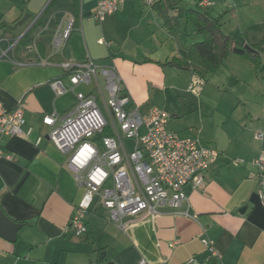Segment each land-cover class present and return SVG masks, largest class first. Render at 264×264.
<instances>
[{"label": "crops", "instance_id": "crops-1", "mask_svg": "<svg viewBox=\"0 0 264 264\" xmlns=\"http://www.w3.org/2000/svg\"><path fill=\"white\" fill-rule=\"evenodd\" d=\"M100 1L0 0V103L12 110L23 102L25 129L30 131L28 137L0 139L5 155L12 157L0 159V214L19 226L15 241L0 233V264L206 261L208 253L200 237L203 229L222 255L221 261L211 260L212 264H264V204L258 193L259 170L255 164L264 153V138H257L258 134L264 135V124L259 122L261 118L264 121V89L259 112L225 104L217 106L210 117L202 113L194 125L183 124L168 105L167 90H178L187 72L191 73V83L198 80L205 86L207 81L193 70L160 64L181 57L201 41V36L185 18L173 23L172 31L167 29L146 0H119L118 11L99 22L94 14ZM164 1L191 9L200 0ZM204 1H209L211 14L221 19L226 35L249 46L263 40L264 0ZM72 18L75 24L67 45L55 50L58 29L64 30ZM10 44H15L10 56L26 65L18 66L2 57ZM232 57L239 56L232 55L228 60L235 59L231 63L238 77L255 71L249 60ZM89 58L114 66L124 92L144 112L161 105V98L156 99L165 94L168 129L181 138H197L201 146L219 152L206 173L204 187L185 188L190 213L197 219L164 207L154 221L139 218L122 232L109 221L108 211L96 203L85 219L87 233L74 235L70 221L85 190L77 186L68 166L71 153L56 148L48 136L51 128L44 125L43 119L52 113L64 117L77 104L74 92L57 95L52 88L56 80L71 86L70 75L60 64H84ZM40 60L48 65H38ZM260 78L264 80V76ZM188 88L187 93L195 97L204 92L202 89L196 95ZM90 90L83 85L76 88V92ZM125 144L131 149L134 146L131 140ZM187 208L184 205L179 211ZM172 243L173 248L169 246Z\"/></svg>", "mask_w": 264, "mask_h": 264}, {"label": "built area", "instance_id": "built-area-1", "mask_svg": "<svg viewBox=\"0 0 264 264\" xmlns=\"http://www.w3.org/2000/svg\"><path fill=\"white\" fill-rule=\"evenodd\" d=\"M154 1L146 0L149 5ZM119 3V0H101L94 18L103 22L118 11ZM201 5L209 6L210 3L203 1ZM74 24L72 18L64 30L58 29L53 43L55 50L65 48ZM14 47L15 44H10L8 50L2 51V57L18 66L26 65L10 56ZM37 64L46 66L48 62L40 60ZM60 67L69 73L71 86L56 80L52 88L57 95L74 92L77 104L64 117L57 113L46 115L43 123L51 128L48 136L56 148L62 153H71L68 166L77 186L85 190L70 221L74 235L80 237L87 233L85 219L96 203L108 211L109 221L122 232L139 218L154 221L164 207L173 209L174 214L197 219L190 213L185 188L188 185L193 189L204 187L206 173L219 158V152L201 146L197 139L181 138L170 131L167 127L170 116L166 111L155 107L142 111L123 94L121 78L114 66L101 65L89 58L84 64L64 62ZM81 85L92 90L76 92ZM203 85L202 81H193L189 91L198 95ZM26 123L23 102L12 110L0 103V139L4 136L28 137L30 131L25 129ZM257 138L262 140L264 135L258 134ZM127 140L133 141L132 149L125 144ZM2 158L12 159L0 147ZM255 164L259 170L258 193L264 204V153ZM184 205L188 208L179 211ZM200 237L209 260L192 258L187 264L221 261V253L204 229ZM169 246L173 248L175 244ZM140 263L145 264V260Z\"/></svg>", "mask_w": 264, "mask_h": 264}, {"label": "trees", "instance_id": "trees-1", "mask_svg": "<svg viewBox=\"0 0 264 264\" xmlns=\"http://www.w3.org/2000/svg\"><path fill=\"white\" fill-rule=\"evenodd\" d=\"M200 0L194 8L184 9L176 5L168 4L164 0L154 1L151 6L164 21L167 29H173V23L180 19H186L194 27L201 41L192 47L181 57L173 58L163 64L162 67H174L182 70H193L199 77L206 80L208 75L216 74L226 65L232 55L249 60L255 71L264 76V38L261 42L252 46L226 35L222 30V23L219 17H214L209 6L201 5ZM170 11L173 14H170ZM204 83V82H203ZM123 94L128 96L124 90ZM108 132H105L107 135Z\"/></svg>", "mask_w": 264, "mask_h": 264}, {"label": "rangeland", "instance_id": "rangeland-1", "mask_svg": "<svg viewBox=\"0 0 264 264\" xmlns=\"http://www.w3.org/2000/svg\"><path fill=\"white\" fill-rule=\"evenodd\" d=\"M184 24L186 26V23H183V25ZM181 30V32L184 31V29ZM232 58L237 59L239 57ZM262 58L264 60V54L262 55ZM228 60V63H226V65L222 67L216 74L208 75L206 77L207 84L205 86H202L204 92L203 94H199V97H195L194 95L187 93V88L191 80L190 72H187V74H185L181 79V82H179L180 87L178 88V90H167L166 93L168 95V105H170V107L176 111L174 114L178 115L183 124L194 125V123L198 122V119L200 116H202V113L204 116L208 115L210 117L213 110L216 109L217 106H224L225 104H227L228 106L239 104L241 106V109L245 110L246 112H248V110L250 109L258 112L261 110V106L259 105H261L263 102L262 89H264V80L260 78V76H257L255 71H251L252 74L250 73V76L247 75V73H242L241 75L243 77H238V73L235 70L236 68L231 63L232 60L235 59H230L231 61ZM251 66L252 65H250V67ZM171 71L172 70L168 72ZM172 72L180 73L178 71ZM164 95H160L156 99L159 100L161 98L160 103L162 104H155L153 105L154 107H159V109H163L164 107L165 110L163 99L165 97ZM239 100H241L242 102H239ZM99 104L100 108L104 111L103 103L100 102ZM252 107H254L255 110L252 109ZM173 120L179 121L178 119ZM259 122L264 124L262 118L259 120ZM259 132L263 131L261 130Z\"/></svg>", "mask_w": 264, "mask_h": 264}, {"label": "water", "instance_id": "water-1", "mask_svg": "<svg viewBox=\"0 0 264 264\" xmlns=\"http://www.w3.org/2000/svg\"><path fill=\"white\" fill-rule=\"evenodd\" d=\"M18 228L17 224L13 223L4 214H0V233L2 236L7 237L10 241H15Z\"/></svg>", "mask_w": 264, "mask_h": 264}]
</instances>
